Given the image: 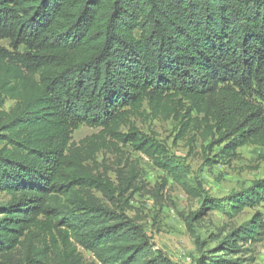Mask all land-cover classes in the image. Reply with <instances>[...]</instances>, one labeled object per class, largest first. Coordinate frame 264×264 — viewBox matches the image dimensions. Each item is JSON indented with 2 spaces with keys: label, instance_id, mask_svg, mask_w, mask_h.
I'll use <instances>...</instances> for the list:
<instances>
[{
  "label": "trees",
  "instance_id": "obj_1",
  "mask_svg": "<svg viewBox=\"0 0 264 264\" xmlns=\"http://www.w3.org/2000/svg\"><path fill=\"white\" fill-rule=\"evenodd\" d=\"M143 116L174 122L210 168L264 147V0H0V264H170L128 213L168 180L145 189L127 146L201 201L190 226L264 208V178L209 196ZM83 125L99 131L75 141ZM211 241L198 264H253L264 212Z\"/></svg>",
  "mask_w": 264,
  "mask_h": 264
},
{
  "label": "rangeland",
  "instance_id": "obj_2",
  "mask_svg": "<svg viewBox=\"0 0 264 264\" xmlns=\"http://www.w3.org/2000/svg\"><path fill=\"white\" fill-rule=\"evenodd\" d=\"M9 41L2 44L9 47ZM14 101L6 102V109H10ZM136 126L144 133L156 135L158 140L165 143L170 153L180 160L189 170V175L198 180L205 192L213 198H224L233 192L245 190L256 180L264 178V147L246 145L241 147V157L231 165H215L212 168L205 164L201 151V144L190 150L185 141H176L174 122L137 117L133 119ZM96 128L81 126L74 132V140L97 133ZM131 158L138 161L141 169L142 184L145 189L151 190L167 178L166 189L162 192L163 198L156 200L151 195L137 193L130 201L129 215L141 225L149 236L155 250L164 254L170 264H198L201 254L213 248L217 241H211V235H223L231 226H239L252 218L256 211L264 212L262 206L247 207L237 215H230L223 210H206L203 217L190 226L186 218L201 208V201L192 198L184 188L176 183L171 176L157 167L142 153L129 151ZM98 161L106 162L100 172H109L112 179L115 174L116 157L106 152L98 157ZM9 200V197L0 193V203ZM199 238V243L198 239ZM90 257V253L85 254ZM253 264H264V241L257 246V259Z\"/></svg>",
  "mask_w": 264,
  "mask_h": 264
}]
</instances>
